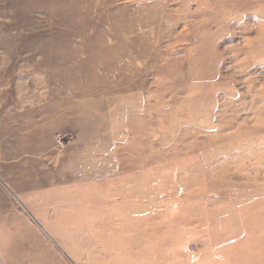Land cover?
<instances>
[{"label":"rangeland","instance_id":"374dc122","mask_svg":"<svg viewBox=\"0 0 264 264\" xmlns=\"http://www.w3.org/2000/svg\"><path fill=\"white\" fill-rule=\"evenodd\" d=\"M262 246L264 0H0V264Z\"/></svg>","mask_w":264,"mask_h":264},{"label":"crops","instance_id":"0c3cea01","mask_svg":"<svg viewBox=\"0 0 264 264\" xmlns=\"http://www.w3.org/2000/svg\"><path fill=\"white\" fill-rule=\"evenodd\" d=\"M263 247L264 246H262L261 249ZM207 258L208 257H205V256L203 258L197 257L194 259L193 262H191V264H215L214 261L208 260ZM255 259H256V261L254 262L255 264H263V257L258 256Z\"/></svg>","mask_w":264,"mask_h":264},{"label":"bare ground","instance_id":"6f19581e","mask_svg":"<svg viewBox=\"0 0 264 264\" xmlns=\"http://www.w3.org/2000/svg\"><path fill=\"white\" fill-rule=\"evenodd\" d=\"M1 64H2V68H1L2 69V73H4L6 71V67L8 65V60L2 59Z\"/></svg>","mask_w":264,"mask_h":264}]
</instances>
